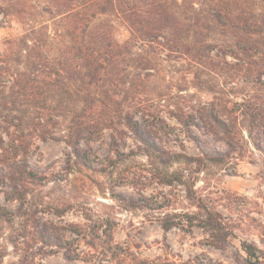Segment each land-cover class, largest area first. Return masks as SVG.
I'll return each instance as SVG.
<instances>
[{"label": "rangeland", "instance_id": "rangeland-1", "mask_svg": "<svg viewBox=\"0 0 264 264\" xmlns=\"http://www.w3.org/2000/svg\"><path fill=\"white\" fill-rule=\"evenodd\" d=\"M29 22V17L18 20L0 15V50L7 48L6 38ZM127 35L123 29L120 38ZM143 50L149 52L148 47ZM165 53L156 57V68L143 71L140 79L130 75L125 89L132 79L138 86L133 87L135 92H122L123 107L137 98L144 100L142 109L133 108V113L165 156L184 152L225 157L223 164L199 175L196 189L232 224L235 235L214 245L209 231L200 227L164 229L161 211L196 207L186 198L183 186L158 180L153 163H161L124 124L100 129L95 138L82 142L91 158L88 168L75 163L72 146L61 137L68 132L65 118L60 117L55 127L57 138H33L24 154L0 117L5 138L0 165L10 173L0 177V264H170L195 257L204 264H251L241 240L263 251L264 264V152L250 141L248 122L238 104L244 100L264 104V75L241 69L236 58L227 56L228 64L205 71L198 80L191 63ZM6 82L0 90L7 94ZM173 110L182 113L185 121L173 116ZM212 112L222 114L238 132V140L217 127ZM23 160L46 176L62 174L68 163L72 165L63 177L36 184L23 180L15 169ZM181 167L173 163L167 168ZM20 194H24L23 202ZM144 199L154 206L159 202L167 206L127 209L128 202Z\"/></svg>", "mask_w": 264, "mask_h": 264}, {"label": "trees", "instance_id": "trees-1", "mask_svg": "<svg viewBox=\"0 0 264 264\" xmlns=\"http://www.w3.org/2000/svg\"><path fill=\"white\" fill-rule=\"evenodd\" d=\"M0 15L31 21L6 38L7 48L0 50V85L9 82L7 94L0 90V117L7 123L8 134L18 141L19 151L25 154L33 138H57L55 127L63 117L68 132L62 139L72 146L75 163L89 168L91 158L82 142L95 138L100 129L124 124L161 163H153L158 180L167 186H183L186 198L196 207L161 211L162 227H200L209 231L214 245L235 235L232 224L196 189L199 175L223 164L225 157L184 152L165 156L133 113V108L142 109L144 100L137 98L123 107L121 95L135 92L133 87L138 86L132 79L125 89L131 74L140 79L143 71L156 68V57L166 51L174 59L191 63L198 80L205 71L228 64L227 56L236 58L241 69L264 75V0H1ZM123 29L128 35L121 39ZM238 104L248 122L250 141L264 152V104L248 100ZM171 113L185 121L177 110ZM210 117L230 139H239L222 114L212 112ZM4 142L0 125L1 147ZM173 163L184 167L167 168ZM71 165L52 176L31 170L25 160L15 169L23 180L44 184L68 174ZM0 177H10L5 166L0 165ZM18 197L24 201V194ZM154 205L144 199L128 202L127 209L163 210L167 206L165 202ZM241 247L251 264H261L263 251L256 244L241 240ZM170 264L204 262L195 257Z\"/></svg>", "mask_w": 264, "mask_h": 264}]
</instances>
